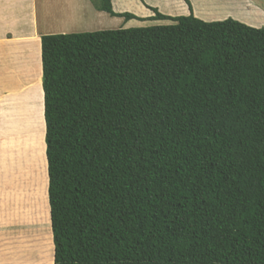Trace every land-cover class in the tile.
Wrapping results in <instances>:
<instances>
[{
  "label": "trees",
  "instance_id": "16d2710c",
  "mask_svg": "<svg viewBox=\"0 0 264 264\" xmlns=\"http://www.w3.org/2000/svg\"><path fill=\"white\" fill-rule=\"evenodd\" d=\"M184 1L41 35L54 264H264V24Z\"/></svg>",
  "mask_w": 264,
  "mask_h": 264
},
{
  "label": "rangeland",
  "instance_id": "374dc122",
  "mask_svg": "<svg viewBox=\"0 0 264 264\" xmlns=\"http://www.w3.org/2000/svg\"><path fill=\"white\" fill-rule=\"evenodd\" d=\"M31 1L33 7L38 8V17L44 14V19H48L45 28H31L26 23L19 22V17L30 7ZM195 1L199 7L198 15L203 20L232 17L254 27L264 24V0H237L235 4L233 0ZM181 2L186 7L184 0H120L121 8H116L112 0L116 11H129L139 17L125 21L123 17L110 16L97 10L91 0H0V264H53L54 245L47 194V159L45 168L43 167L47 174L44 183L45 177L39 174L42 172V166L38 164L30 149L33 143L31 137L33 138L35 130L39 128L32 124L34 121L27 112L28 107L36 100V97L31 96L30 86L41 77L39 73L42 66L41 54L40 62L36 60V42L28 41L32 35L29 29L38 30L39 33L43 30L46 33H72L170 23L169 20L149 18L154 13L147 6L157 7L162 13L180 15L182 12L175 10V7ZM190 3L194 10L193 1L190 0ZM165 6L168 7L164 8ZM230 8L248 16L247 19L235 17L231 15V11L225 13ZM25 38L27 40L22 41ZM30 57H35V65L30 72L32 75L28 74L31 76L29 78H32L31 84L21 82L18 88L25 86V90L13 92L7 87V78L15 76L16 69L23 71ZM37 65L41 67L39 73ZM19 75L15 78L26 80L25 72H19ZM42 89L40 81L41 99ZM41 102L43 105V100ZM42 116L44 119V112ZM43 138L45 139V134ZM43 143L45 145L44 140ZM44 150L46 157V148Z\"/></svg>",
  "mask_w": 264,
  "mask_h": 264
},
{
  "label": "bare ground",
  "instance_id": "6f19581e",
  "mask_svg": "<svg viewBox=\"0 0 264 264\" xmlns=\"http://www.w3.org/2000/svg\"><path fill=\"white\" fill-rule=\"evenodd\" d=\"M119 1L120 0H114V4H115V7L116 8H121L120 6H119ZM234 1V4L237 2V0H233ZM233 8H230V10H226L227 12H225V13H228L229 11H231L232 12V14L231 15H233V16H235V17H238V18H241V19H247L246 17H248V16H246V15H243V14H240V12L239 11H237V12H235V9H233ZM261 13V12H260ZM250 18V17H249ZM253 19V18H252ZM260 19H261V17H260ZM260 21V20H259ZM252 24V23H251ZM44 31V30H43ZM38 33V32H37ZM37 33H34L32 36H31V38H28V41H30V42H32V41H35L36 42V47H35V49L37 50V52H36V60H39V62H40V50H39V36H38V34ZM15 39V38H14ZM23 40V39H22ZM23 41H25V40H23ZM19 42V41H18ZM20 43V42H19ZM22 46V45H21ZM32 54V53H31ZM30 56V55H29ZM24 60V59H23ZM21 61V60H20ZM35 61V57H33L32 59H31V57H30V61L29 62H27V63H25V67L24 66H21V67H24V70L22 71V69H21V71L19 70L18 71V69H16V75L15 76H13V77H11L10 76V78H7V80H8V85H7V87H9V88H11L12 89V91L13 92H15L16 90H18V91H24L25 90V86H21L20 88H18L20 85H21V82H25L26 81V84L28 85L29 83H30V79H32V78H29V77H31L30 75H28V74H31L30 72H32L33 70H32V67L35 65L34 62ZM4 65V64H3ZM13 65V64H12ZM11 65V66H12ZM7 66V65H6ZM20 67V68H21ZM36 67V66H35ZM11 68V67H10ZM4 69H6L5 67H4ZM4 69H1V70H4ZM37 69H38V71H37V73H39L40 71H41V67H40V65H37ZM6 71H8V70H6ZM5 71V72H6ZM9 71H10V69H9ZM15 71V70H14ZM18 72V73H17ZM19 72L20 73H23V72H25V74H27L26 76H27V78H26V80L24 79V81L23 80H19V79H17V78H15L17 75H19ZM29 72V73H28ZM39 74H41V72L39 73ZM32 75V74H31ZM38 75V74H37ZM19 76H22V75H19ZM15 78V79H14ZM2 79V78H1ZM22 79V78H21ZM4 81V80H3ZM5 81H6V79H5ZM28 81V82H27ZM40 81H41V77L39 76L38 78H37V81H36V83L35 84H32L31 86H30V89H31V91H32V97H36V100L33 102V103H31V105L28 107L29 108V111H27L28 113H29V115L31 116V119L34 121H32L33 123L32 124H34V126L36 127H39L38 129H36L35 130V135L33 136V138L31 137V141L33 142L32 143V145L30 146L31 148V152H32V154H33V156L35 157V158H37V162H38V164L40 165V166H42V168H41V171L42 172H40L39 174H41V176H43V177H45V180H44V183H46V178H47V174H46V170L44 169L45 168V161H46V157H45V155H44V149H45V145H44V143H43V140H44V138H43V136H44V134H45V126H44V119H43V105L41 104L42 102V100L43 99H41V97H42V92H41V90H40ZM31 84V83H30ZM24 85V84H23ZM27 89V88H26ZM43 90V89H42ZM17 92V91H16ZM20 93V92H19ZM18 103H20V101H18ZM1 105V104H0ZM24 110H25V108H24ZM24 110H21V111H24ZM4 112V111H3ZM6 112V111H5ZM8 112V111H7ZM9 113V112H8ZM6 115V114H5ZM2 116V115H1ZM3 118H4V116H3ZM6 119V118H5ZM37 124V125H36ZM34 131V130H33ZM6 139H8V138H6ZM44 165V166H43ZM44 167V168H43Z\"/></svg>",
  "mask_w": 264,
  "mask_h": 264
},
{
  "label": "crops",
  "instance_id": "0c3cea01",
  "mask_svg": "<svg viewBox=\"0 0 264 264\" xmlns=\"http://www.w3.org/2000/svg\"><path fill=\"white\" fill-rule=\"evenodd\" d=\"M2 1V0H1ZM193 1V3H194V10L192 9V11H195V12H193V14L195 15V16H197V17H199V18H201V16H199L198 15V10H199V7H198V3L195 1V0H192ZM3 3H4V1H3ZM162 5V4H161ZM163 6V5H162ZM166 7H168V6H165L164 8H166ZM38 8H34L33 7V5H32V1H31V4H30V7L29 8H27L24 12V14H22L20 17H19V22H24V23H26V25H28V26H31V28H32V26H34V27H36V28H38V29H42V28H45L46 26H47V24H48V19H44V17H45V15L44 14H42L40 17H38V10H37ZM180 10L181 12H182V14H185V15H187V14H189V9H188V6H187V4H186V7H185V5H184V3H179V4H177V6L175 7V10ZM115 10V9H114ZM169 10L170 11H173V10H171V8H169ZM116 11V10H115ZM187 12V13H186ZM35 17H36V20H35ZM202 19V18H201ZM212 20V19H211ZM32 32V35L34 34V33H37V31L38 30H34V29H29V32ZM53 32H49V33H46V32H41V33H37L38 34V36H39V43H40V38H41V35H43V34H52ZM58 33V32H57ZM59 33H63V32H59ZM66 33V32H65ZM31 35V36H32ZM28 38V37H27ZM27 38H25L24 40H27ZM23 41V40H22ZM40 45H41V43L39 44V47H40ZM40 51H41V47H40ZM40 54H41V52H40ZM2 261V260H1Z\"/></svg>",
  "mask_w": 264,
  "mask_h": 264
},
{
  "label": "clouds",
  "instance_id": "9594fccd",
  "mask_svg": "<svg viewBox=\"0 0 264 264\" xmlns=\"http://www.w3.org/2000/svg\"><path fill=\"white\" fill-rule=\"evenodd\" d=\"M113 6V5H112ZM152 7H154V6H152ZM157 8V7H156ZM114 9V8H113ZM158 9V8H157ZM151 10V9H150ZM159 10V9H158ZM152 11V10H151ZM160 11V10H159ZM190 11V10H189ZM103 12V11H102ZM117 12H121V11H117ZM153 12V11H152ZM161 12V11H160ZM193 12V11H192ZM154 13V12H153ZM190 13V12H189ZM166 14V13H165ZM136 15V14H135ZM168 15H171V14H168ZM180 15H185V14H180ZM171 16H175V15H171ZM171 22V21H170ZM164 24V23H163ZM41 52V51H40ZM43 105H44V93H43ZM45 120V119H44ZM45 144H46V142H45ZM47 173H48V170H47ZM48 183H49V181H48ZM47 194H48V188H47ZM48 204H49V202H48ZM49 210H50V207H49ZM50 225H51V218H50ZM51 231H52V229H51ZM53 240V239H52ZM54 245V244H53ZM54 250V249H53ZM53 264H54V253H53Z\"/></svg>",
  "mask_w": 264,
  "mask_h": 264
}]
</instances>
